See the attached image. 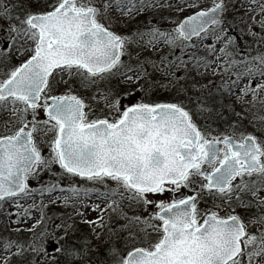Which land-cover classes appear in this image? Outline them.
Returning a JSON list of instances; mask_svg holds the SVG:
<instances>
[{
  "label": "snow or ice",
  "instance_id": "6c2138e0",
  "mask_svg": "<svg viewBox=\"0 0 264 264\" xmlns=\"http://www.w3.org/2000/svg\"><path fill=\"white\" fill-rule=\"evenodd\" d=\"M0 20V264H264V0H0ZM45 200L70 209L51 229Z\"/></svg>",
  "mask_w": 264,
  "mask_h": 264
},
{
  "label": "trees",
  "instance_id": "16d2710c",
  "mask_svg": "<svg viewBox=\"0 0 264 264\" xmlns=\"http://www.w3.org/2000/svg\"><path fill=\"white\" fill-rule=\"evenodd\" d=\"M112 83H113L114 86L117 85L116 81H113ZM159 95L160 96H164V97H168L170 94L161 91L159 93ZM126 102L127 101H125V103ZM57 169L58 170L56 172H59L60 170H59L58 167H57ZM45 178H46V175L45 176L42 175L41 179H40V183H37L36 180L33 181L31 183L32 187L33 188H39L40 184L45 183V182H43V181H45ZM76 183H81L82 184L83 182L80 181L79 178H76ZM64 185L66 186L65 183H64ZM35 195L39 196L38 193H36ZM68 211H70V209H67V208L65 209V208H62V207H58L56 204H48V207L45 209V212L47 213L48 217L51 220L49 228L51 229L52 225L60 223V218ZM36 215H38V213H36ZM29 221H28V223H29ZM6 224H7V221L5 220V218L3 216H0V234L7 235V233L4 232V228H5ZM25 226L26 225H21V227H25ZM77 227L79 229V231L76 234L77 236H88L89 235L90 227L88 225H85L83 223H79L78 222ZM24 235L26 236L27 234L25 233ZM48 252H49L50 256L56 254L55 253V247H54V241H52V240H49V242H48Z\"/></svg>",
  "mask_w": 264,
  "mask_h": 264
},
{
  "label": "rangeland",
  "instance_id": "374dc122",
  "mask_svg": "<svg viewBox=\"0 0 264 264\" xmlns=\"http://www.w3.org/2000/svg\"><path fill=\"white\" fill-rule=\"evenodd\" d=\"M163 14H164V15H167L166 12L163 13ZM148 18H149V17L145 16V17H140V18H138V20H139L140 23H142L143 21H145V20L148 19ZM135 27H137V22H136V21H134V22L130 25V28H132V29H134ZM6 28H7V25H6L5 21L0 20V46H3L4 43H6V41H5V39H4V37L6 36V31H5ZM124 31H127V29H124ZM116 87L119 88L118 84L116 85ZM43 152H44L45 155H47V148H46V147L43 148ZM57 167H58V166H57ZM57 167H55V171L58 170ZM59 170H60V169H59ZM42 175H43V176L46 175L45 181H43V182H45V183H50V182H52V179H53V178L50 177L47 173H43ZM69 179H71V178H69ZM33 181H35V180H30V182H29L31 187H32L31 183H32ZM68 182H69L68 179H65V180L62 181V183H63V184L65 183L66 186L68 185ZM37 197H38V196H37ZM36 202L39 203V199H37ZM31 203H32V201H27V202H26V205H27V204H31ZM45 203L47 204L48 201L45 200ZM56 205H57L58 207L65 208V207L63 206L62 203H59V202H58V203H56ZM65 209H66V208H65ZM12 210H13V209H12ZM35 215H36V214H35ZM95 215H96V214H95L94 212H91V211L88 212V216H89V218H95ZM33 222H34V221L30 220L28 224H31V223H33ZM89 227H90V226H89ZM114 242H115V243H120V244H122V241H120V240H118V239H114Z\"/></svg>",
  "mask_w": 264,
  "mask_h": 264
}]
</instances>
